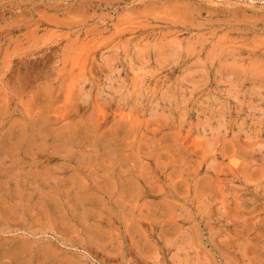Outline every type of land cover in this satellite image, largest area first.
I'll return each instance as SVG.
<instances>
[{"label": "rangeland", "instance_id": "1", "mask_svg": "<svg viewBox=\"0 0 264 264\" xmlns=\"http://www.w3.org/2000/svg\"><path fill=\"white\" fill-rule=\"evenodd\" d=\"M0 264H264V0H0Z\"/></svg>", "mask_w": 264, "mask_h": 264}]
</instances>
